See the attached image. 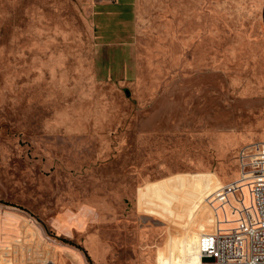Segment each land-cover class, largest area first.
I'll use <instances>...</instances> for the list:
<instances>
[{"label":"rangeland","instance_id":"obj_1","mask_svg":"<svg viewBox=\"0 0 264 264\" xmlns=\"http://www.w3.org/2000/svg\"><path fill=\"white\" fill-rule=\"evenodd\" d=\"M126 1L110 15L122 32ZM93 2L0 0V212L24 214L29 248L53 264L57 251L208 264L205 198L264 140V0H185L184 51L168 42L165 3L141 0L134 52L101 48Z\"/></svg>","mask_w":264,"mask_h":264},{"label":"built area","instance_id":"obj_2","mask_svg":"<svg viewBox=\"0 0 264 264\" xmlns=\"http://www.w3.org/2000/svg\"><path fill=\"white\" fill-rule=\"evenodd\" d=\"M238 165V177L217 185L205 198L204 203L211 210L213 218L211 229L202 231L198 237L202 262L264 264V140L241 147ZM247 199L249 205L246 204ZM220 211L224 214V220L220 217ZM230 218L234 219L235 225L222 227L224 224H232ZM28 222L33 226L36 223L35 219H28ZM37 239L38 245V236ZM29 247L28 244L24 247L28 251L23 260L7 255L2 257V264H53L49 258L40 260L38 254L41 255V251Z\"/></svg>","mask_w":264,"mask_h":264},{"label":"crops","instance_id":"obj_3","mask_svg":"<svg viewBox=\"0 0 264 264\" xmlns=\"http://www.w3.org/2000/svg\"><path fill=\"white\" fill-rule=\"evenodd\" d=\"M119 2L120 0H94L92 4L91 12L93 14V21L96 22L95 26L98 29L97 35L99 44L101 45V48L105 50H109L114 46H119L120 48H128L133 52L138 51L140 47L139 43L141 41L139 33L141 24L140 18L144 15L143 5L146 2L143 3L141 0L126 1L127 3L125 4H132L131 6L134 8V21L128 20L124 22V25L129 26L130 29L129 31L123 32L120 29L123 22L121 23L119 21V23L113 25L110 17L115 11V7L113 6L117 3L119 4ZM162 2L166 5V32L168 35V42H172L173 44L176 43L178 51L180 50V42H183L181 48L182 51H184V36H180V29H183L184 31L186 2L185 0H162ZM131 26L133 27L132 31ZM121 33L127 35H122ZM79 217H81V215H69L70 219L68 220L78 221ZM26 218L27 217L24 214H21L18 211L5 210L0 212V264H2V257H7V255L13 258H21L23 260L27 257L24 250L25 245L28 244L30 247L34 245L36 241L35 234L31 229L29 230V228H27L25 221ZM54 224H56V221ZM36 225L37 224L35 223V226ZM37 229L40 230L38 226ZM37 236L39 237V235ZM2 250H4V252H2ZM63 253L60 254L59 258V253L57 251L56 264H58L59 259L62 260V264H66V259L71 261L72 264H87L86 260H84L82 255L78 252L71 251L69 254L65 252Z\"/></svg>","mask_w":264,"mask_h":264}]
</instances>
